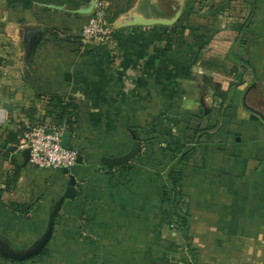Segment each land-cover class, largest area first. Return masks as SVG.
<instances>
[{
  "label": "crops",
  "instance_id": "0c3cea01",
  "mask_svg": "<svg viewBox=\"0 0 264 264\" xmlns=\"http://www.w3.org/2000/svg\"><path fill=\"white\" fill-rule=\"evenodd\" d=\"M91 1L0 0V244L30 249L71 175L77 189L42 254L0 264H264V119L248 107L264 114V0H185L170 49L162 25L114 27L180 0H108L105 44L81 41ZM46 118L79 148L68 172L23 165L26 125ZM133 134L137 156L106 166ZM174 167L186 234L165 194Z\"/></svg>",
  "mask_w": 264,
  "mask_h": 264
},
{
  "label": "built area",
  "instance_id": "2783aa9c",
  "mask_svg": "<svg viewBox=\"0 0 264 264\" xmlns=\"http://www.w3.org/2000/svg\"><path fill=\"white\" fill-rule=\"evenodd\" d=\"M108 0H94L93 9L83 24V43L105 44L112 38L114 29L109 19ZM68 127L53 119H43L26 125L18 143L20 151L28 148L31 165L48 169H71L78 164L80 151L77 146L64 144Z\"/></svg>",
  "mask_w": 264,
  "mask_h": 264
},
{
  "label": "water",
  "instance_id": "95a60500",
  "mask_svg": "<svg viewBox=\"0 0 264 264\" xmlns=\"http://www.w3.org/2000/svg\"><path fill=\"white\" fill-rule=\"evenodd\" d=\"M184 2L185 0H180L178 2V4H174L173 7V12L171 14L168 15H161V16H144L140 13H130L127 17L119 19L117 21V23L115 24L114 28H121V27H127V26H133V25H162V26H172L175 23H177V21L179 20V18L181 17L183 10H184ZM50 6L52 7H59L58 5H54V4H50ZM94 6V0L91 1V4L89 5V7L85 8V9H81L79 10L80 12H84V13H90L93 9ZM42 37V29L37 30L34 34L30 35V37L28 38V58H27V63L28 66H30V64L32 63L34 54L36 52V48L41 40ZM66 78L70 79V73L67 72L66 73ZM252 111L256 112L257 114H259L263 119H264V114L253 108L248 106ZM71 132L67 131L64 134V144L67 143V140L70 137ZM133 138H134V144L131 148V150L123 155H119V156H103L102 157V161L103 163L108 166V167H114V166H119L122 164H125L129 161H131L135 156H137V154L140 151V142L137 139L136 134H133ZM22 156H23V165H26L29 161V153L30 150L28 148L24 149L21 151ZM82 158L81 156L78 157V162H81ZM65 172H68L69 169H64ZM77 194V189H76V178L74 175L70 176V183L68 185V187L66 188L65 192L63 193V195L61 197H59V199L56 201V203L54 204V207L49 215L48 218V223L46 226L45 231L42 233V235L33 243L32 247L26 251H19L17 249H13V248H9V249H5L1 244H0V254L2 256H4L5 258L11 259V260H15V261H21L27 258H30L34 255H37L39 253L42 252V250L44 249V247H46V245L48 244V242L51 239L53 230H54V224H55V217L63 203V201L66 198H74Z\"/></svg>",
  "mask_w": 264,
  "mask_h": 264
},
{
  "label": "trees",
  "instance_id": "16d2710c",
  "mask_svg": "<svg viewBox=\"0 0 264 264\" xmlns=\"http://www.w3.org/2000/svg\"><path fill=\"white\" fill-rule=\"evenodd\" d=\"M166 27V38H167V48L170 49L172 47V43H173V37L174 34H176L177 28H176V24L172 25V26H164ZM195 143V141H194ZM193 143V145H194ZM67 145V144H66ZM69 146V145H67ZM193 147H190L188 149V151L192 150ZM182 176V172L177 169V168H173L170 175H169V185H168V190H166V199L169 201V203L171 204V211L173 213L174 216H176V219L178 221V228L184 232L185 234L187 233L188 230V226H189V213L186 210L182 209L181 206V200L183 198V195L181 194L178 186H177V182L180 180ZM20 207V206H18ZM32 207V205H29L26 207V211L25 213H27L30 208ZM45 247L42 250V252L40 254H42L45 251ZM38 255V254H37ZM37 255H34L32 257H35ZM31 257V258H32Z\"/></svg>",
  "mask_w": 264,
  "mask_h": 264
},
{
  "label": "rangeland",
  "instance_id": "374dc122",
  "mask_svg": "<svg viewBox=\"0 0 264 264\" xmlns=\"http://www.w3.org/2000/svg\"><path fill=\"white\" fill-rule=\"evenodd\" d=\"M172 12H173V10H172V11L170 10V13H168V14H171ZM183 260H184V259H182V261H183Z\"/></svg>",
  "mask_w": 264,
  "mask_h": 264
}]
</instances>
